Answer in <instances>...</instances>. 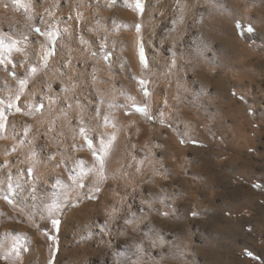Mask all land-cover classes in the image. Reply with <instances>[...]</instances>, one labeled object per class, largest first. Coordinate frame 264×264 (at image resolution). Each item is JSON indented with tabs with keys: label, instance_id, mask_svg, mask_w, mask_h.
I'll use <instances>...</instances> for the list:
<instances>
[{
	"label": "rangeland",
	"instance_id": "obj_1",
	"mask_svg": "<svg viewBox=\"0 0 264 264\" xmlns=\"http://www.w3.org/2000/svg\"><path fill=\"white\" fill-rule=\"evenodd\" d=\"M219 1V10L223 9L219 12L221 21L214 15V5L209 3L210 10L205 18L196 15L188 19L186 31L171 49L164 47L165 22L158 19V13L153 14V20L151 15L150 18L143 16L147 3L152 5L151 0H143L140 13L126 6V13L137 18L136 24V20L130 25L126 22L124 27L112 20L110 14L101 18L104 22H100L89 46L113 75L115 82L111 86L118 87L115 107L121 110L124 106L125 109L124 114L118 112L116 119L123 117L124 123L129 122V125L124 129L116 128L115 124L103 125L98 137L101 140L103 134L106 140L118 130L115 139H124L128 144L126 166L135 165L134 171H138L139 161L133 156L141 158L147 164L144 171L153 180L145 181L141 188L125 178L123 181L130 185L120 191V179L125 171L112 170L114 183L110 191L114 192L115 202L109 200L105 207L100 206L101 193L109 181L105 166L108 154L103 158L101 175L93 153V162L82 164H77L73 155H65L64 147L73 152L75 141L66 145L61 141L59 144L46 143L49 158L44 165L53 168L46 179H32L34 182L30 181L28 188L13 191L12 203L4 198L6 193L2 195L0 185V264H49V261L52 264H264V0ZM97 6L100 12L107 11L102 4ZM94 17L100 18L98 13ZM23 19L22 23H30L33 15L25 13ZM216 22L220 26H216ZM32 24L33 28L45 26L46 30L41 29V32H57L54 48L57 46L61 35L57 24L53 25L49 18ZM137 24L141 25L139 33ZM249 25L253 29L251 32L244 30ZM125 31L136 34L132 54L135 50L138 54L139 39L147 60V67H142L138 54V75L133 74L129 64L122 72L117 69L116 62L111 63L121 52L119 40ZM34 33L45 40V46L48 45L44 35ZM152 46L161 49L166 61L177 59L174 70L168 62L167 71L161 70L162 76H158L156 65L154 69L149 63L147 50L153 53ZM43 48L33 51L34 59L25 60L19 67V80L27 79L23 89L17 82L12 93L0 98L7 104L19 94L17 106L21 109L8 114L6 127L0 132V142L8 136L20 145L29 143L25 134H30L34 120L39 117L40 110L37 111L36 106L42 105V102H29L25 108L20 106L31 84L37 83L43 93H58L61 89L63 80L60 77L69 70L65 62L70 60L71 52L66 51L67 48L59 54L54 51L44 67L40 60ZM169 50L175 51L169 53ZM51 57L57 66V75L54 65H50ZM30 65L37 69L31 76L28 75ZM48 72H53L54 78ZM88 73L85 79L90 82ZM119 78L126 79V90L122 89ZM141 79L147 81V96L139 84ZM58 98V103H64L62 96ZM133 104L146 105L147 114L136 111ZM63 107L66 116L69 112L64 104ZM54 126L59 128L57 122ZM9 127L12 131L6 132ZM115 128L117 130L113 131ZM3 167L0 153V175L6 176L7 169ZM81 171H86L87 177L83 179L85 182L80 180L76 188ZM56 179L68 189L61 192L57 200L52 186L62 187L56 184ZM81 184L84 186L80 187ZM95 188L99 191L94 192ZM48 195L51 200L37 202L39 196ZM244 197L249 202H245ZM67 202L69 211L73 209L74 214L68 219V228L62 235L61 225L65 218L64 213H59V207ZM87 203L99 207L89 212L83 209ZM54 205L59 206L52 215L60 220L58 229L52 228L48 218V209ZM256 205L261 220L254 213ZM13 234L19 235V245L24 249L19 254L12 247L17 243ZM49 235L55 240H49ZM249 252L252 255H248Z\"/></svg>",
	"mask_w": 264,
	"mask_h": 264
},
{
	"label": "bare ground",
	"instance_id": "obj_2",
	"mask_svg": "<svg viewBox=\"0 0 264 264\" xmlns=\"http://www.w3.org/2000/svg\"><path fill=\"white\" fill-rule=\"evenodd\" d=\"M151 1H152V5L148 4L150 2L147 3L143 16L149 17L151 15L150 16L151 18L150 17L149 18L153 20L154 18L153 14L157 12L158 19L165 22V26L163 29V33H164L163 38L166 42V43L164 42V47H166L167 49L176 47L175 46L176 39H180L182 34L186 31L187 29L186 24L188 19H193L196 15L205 18V15L210 10L209 3L214 5L215 17L216 18L219 17L218 20L220 19V17H222L219 12L220 11L222 12L223 9L222 7L220 8L221 10H219L218 8V6L221 5L219 0H215L214 2H211L212 0H151ZM128 3H130V0H128ZM98 4H102V6L107 11L100 12L98 8L100 5L97 6ZM112 4L113 3L110 4V0H20V5H17L14 4L12 0H0V36L4 37V42L6 44L10 43L11 40H15L18 42L17 47L23 49L22 51L13 50L11 52L10 55L11 63H8L7 61H5L4 63H0V98L6 96L5 94L9 95V93H12L14 87L13 85H16L18 80L21 78L19 75V67L21 66V63L27 59L28 60L32 58L34 59L33 57L34 52L36 50H40L45 46L44 45L45 40L38 37V35H36L32 31L34 24V23L32 24L33 21L36 20L42 21L43 18L51 19L53 25L57 24L59 30L61 31V35L58 37L56 41L57 44V46L55 47L56 53L57 54L62 53L65 48L68 49V50L66 49V51L71 52L70 60L68 62H65V65H68L67 68H69V70H67L68 72L66 71L67 72L66 75H62V77H60L62 78L61 81L63 80V82L61 83V89L58 93L55 92L53 93L50 91H46L43 93L42 92L43 90L41 91L40 87L36 85L37 83L31 84L20 101V106L22 108H25L29 102L34 104L38 102H42L43 105L42 109L39 112L38 115L39 117H36L33 125L31 124L32 126L30 128L31 129L30 134L27 135L28 132L27 134H25L26 139L28 140L29 143L28 144L22 143L23 145H20L19 142H16L13 139L11 141V139H9L8 136H6V138L2 142H0V153H2V161L4 165L3 168L7 169V172L5 171L7 173L6 176L0 175V185H1L2 195L6 193V189L8 186L6 187L5 185H9V177H11V182L17 186L15 189L17 191L18 189L23 190L25 188H28L27 184L30 183V181L32 182L33 181L32 179L38 180L41 178H45V179L47 178L46 175H48L49 171L52 170L53 168L51 167V165L48 166L44 165L45 159L49 158L48 156L49 152L47 150L48 147L46 146V143L59 144L60 143L59 141H61L62 143H64V145H66L75 141L74 142L75 144H73L75 145V147L73 148L74 150L73 152H69L66 147H64V151L66 153L65 155L69 157L73 155V160H75V162L79 164V162L81 161L82 162L89 160L92 161L91 159L92 152L89 149V147L85 144V137L80 133L81 127H85L88 130V134L93 142V147L97 149L100 146V138L98 137V132L102 130L103 125L112 124L113 126V124H115L116 128L118 126L121 127V129H124L127 127V125H129V122H126V124L124 123L123 121L124 119H122L123 117L120 119H116L119 114L118 112L120 113L122 112V114H124V109H125L124 106H121V110L120 107L117 108L115 107L117 102H115L114 98L118 96L117 95L118 87L111 86V83L113 85V81H114L113 75L108 73L107 65L103 62L102 59L99 60L95 57L94 48L92 49V47H90L91 45L89 46V44L93 43L92 42V39L94 37L93 35L95 31L98 29L100 22L102 21L104 22V20H102L101 18L106 17L107 14H110L111 17H113L112 20L119 21V24L121 23V25H123L124 27H126V22L129 23L128 25L133 24L135 20H136L135 24L138 22L135 16H131L129 13H126L125 8L127 5L125 4V0H116L114 5ZM25 13L26 14L31 13L33 15L32 22L22 23L25 20L23 19ZM96 13H98L100 18L97 17L98 19H96L94 17ZM53 25L49 26V28L53 27ZM217 25L220 26L219 23H217L216 26ZM41 29L46 30L45 26L41 27ZM219 35H221L220 29H219ZM25 36H27V40L24 39ZM89 41H91V43H89ZM119 41L121 42L119 44V47L121 48L120 50L121 52L118 54V56H116V60L112 58L111 63L116 62V65L118 66L117 69H119V71L122 72L126 71V65L129 64V66L133 69L132 70L133 74L138 75L140 64L138 61L137 50H135V53L132 54L134 47L136 45V34L126 33L125 31L123 32L122 37H120ZM152 48L154 50L153 53H150V50L149 51L147 50L149 63L151 66L154 67V69H155L154 65H156L158 76L159 75L162 76V74L160 73L161 70L167 71L166 67L168 66V62H170V68L174 70L175 60L177 59L174 57L173 59H170V61H166L167 57L166 58L163 57L160 48L153 46ZM96 51L97 49L95 50V52ZM174 51L169 50V53H174ZM5 55H7V53H5ZM0 59H3V57H0ZM50 65L51 66L54 65V60L52 57H51ZM56 68L57 66L55 67L54 65L53 69H55V72L57 70ZM11 71L15 73L13 77L10 76ZM87 73L89 76L91 75V79L88 78V80L91 82L93 79L91 83L85 79ZM50 74H53V72ZM57 74L58 72H56L55 75ZM52 78H54V74ZM121 81H122V86H121L122 89L126 90V79L123 78ZM36 95H38L40 98L36 99L35 98L37 97ZM60 96H62L61 100L64 101V103L57 102L59 100L58 97ZM63 104L65 105V109L67 108L69 112V114L68 115L66 114V116H64V107L62 108ZM97 109H99V113L97 112ZM73 117L74 120H72ZM105 117H107V120L105 119ZM133 118L141 119L139 116H133ZM55 122H57L58 124V126H56L59 127L58 129L54 128ZM14 125H16V123H14ZM116 128L113 131H116L117 130ZM141 130L143 131V129ZM10 131H12L11 127L7 128L6 132H10ZM102 132L103 131H101V133ZM116 133H118V130L117 132H115L114 135H112L115 138H117ZM109 138L110 136L106 138V140H108ZM21 141L22 140H20V142ZM127 145L128 144L124 142V139L113 140L112 148L110 149L107 155V161H106L107 164L105 165L106 172L109 176L108 179L109 181L101 193V198H100L101 201L99 202L100 206L105 207L109 200L111 202H115V197L113 195L114 192L110 191L111 185L112 183H114V177H112L113 175L111 173L112 170H114L116 173H119L123 170L125 171V174L122 175L123 178L121 177L120 179L121 180L120 188H119L120 191H125L126 187L130 185L127 183L126 181L127 179L132 180V182L133 183L135 182V184L137 183L138 186H140L141 188L145 181L148 180L150 181L151 179L147 175L146 170L144 171L147 164L141 158L137 156H133L134 158H136L135 160L139 161L140 169L138 171H134L133 167L135 165L133 167L129 165L126 166L127 157L125 150L127 148ZM33 151L35 152L34 156L32 155ZM29 167L33 168L32 177H28L26 175L27 169ZM126 170H128L129 172L126 173L127 172ZM86 173H87L86 171H81L80 178H78L75 182L76 188H77V183L80 182V180L84 181L83 179L87 177ZM150 174L152 173L150 172ZM125 178H126L125 180L126 184L124 183L125 181H123V179ZM58 180L59 179H56V181ZM152 180L153 179H151V181ZM155 183L156 181L153 182V184ZM60 186L62 187L61 189L56 186L55 187L52 186L55 195L54 197L56 200L58 199L59 195L62 194L61 192L68 190L66 189L67 186H65L64 183H60ZM113 190L115 191L116 189H112V191ZM50 196H52V194ZM39 197L36 199L39 204L43 201L47 202L48 200H51L49 195L43 198L41 196ZM68 204L69 202L59 207V213L60 212L61 214L64 213L63 217L65 218L61 225L62 235H64V233L66 232L65 231L66 228H68L67 227L68 219L72 217L71 216L72 214H74L73 209L72 211H69ZM94 207L97 208L99 206L98 205L91 206V204L87 203L84 205L83 209L92 212V210L95 209ZM113 211L114 210H112L111 213ZM60 255H61V251H60Z\"/></svg>",
	"mask_w": 264,
	"mask_h": 264
},
{
	"label": "snow or ice",
	"instance_id": "obj_3",
	"mask_svg": "<svg viewBox=\"0 0 264 264\" xmlns=\"http://www.w3.org/2000/svg\"><path fill=\"white\" fill-rule=\"evenodd\" d=\"M12 2L14 4H17V5H20V0H12ZM116 0H110V4L111 3H115ZM125 4L127 6H131L133 7L134 11H136L137 13H140L143 11V0H132V2L129 4L128 3V0H125ZM136 27V30L137 32L139 33L140 31V28H141V25L137 24L135 25ZM237 27L240 28L241 25L239 24V22H237ZM248 32H251L253 31L251 25H249L246 29H244ZM32 31L36 32L37 34H40V35H44L49 43L47 46H45L43 48V53L40 57V60L43 64L44 67H47V63H48V59L50 56H52L54 54V51H55V48H54V42L58 36V33L55 32V31H50V32H41V29L39 27H35L32 29ZM10 39V38H9ZM25 40H27V36L24 37ZM83 42V41H82ZM17 44L18 42L15 41V40H11L10 43H5L4 42V37L3 36H0V57H3V59H0V63H4L5 61H7L8 63H11V60H10V55H11V52L13 50H17V51H22L23 49L22 48H18L17 47ZM137 49H138V54H139V59H140V64L142 67H147V60H146V57L144 56V53H143V48H142V45L140 43V40L138 39L137 40ZM5 53H7V55H5ZM105 59L107 60L108 59V56L106 55L105 56ZM37 71V69L34 67V66H29V69H28V75L31 76L33 75L35 72ZM13 75H15V73H12ZM18 83L21 85V89H23V87L27 84V79H22V80H19ZM139 84L142 88V90L144 91L145 93V96L148 95V89H147V81L146 80H139ZM20 99V96L19 94L9 103L5 104L4 101L2 99H0V132H3L5 127H6V124L8 122V119H9V116L8 114L15 111V112H19L21 109L17 106V101H19ZM29 107H31V105H29ZM43 107V105H38L36 106V110L39 111L41 110ZM132 107L142 113V114H147V106L146 105H136V104H133ZM97 112L99 113V109H97ZM105 119L107 120V117H105ZM149 119H151V117H149ZM27 128L25 129V132H27ZM80 133L81 135H83L85 137V144L89 147L90 150H92V153H93V156L96 158L97 160V163L99 164V172L101 173V175L103 174V171H104V157L108 154L109 150L111 149L112 147V143H113V140L115 139L114 136L110 137L108 140H104L103 138V134H101V140H100V146L98 149L94 148L93 147V143H92V139L91 137L89 136L88 134V130L85 128V127H81L80 128ZM24 141H21V143H23ZM183 142V141H181ZM193 143H195V141H193ZM73 147H75V145H73ZM14 150V149H13ZM32 155L34 156L35 155V152L33 151L32 152ZM79 163H83L82 161L79 162ZM69 171H71V169H69ZM26 175L28 177H32L33 176V168L32 167H29L27 169V172H26ZM60 181L58 180L57 181V184H59ZM84 185L81 184L80 187H83ZM16 185H14L12 182H11V177H9V185H8V188L6 189V195H5V199L8 200L9 203H12L13 202V198H12V195L11 193L16 189ZM254 187H258V185H254ZM94 192H98L99 191V188H95L93 189ZM89 198H95V196H90ZM58 205H54L53 207H50L48 209V212H49V219H50V222H51V225H52V228L53 229H58L59 225H60V220L58 218H52V215L54 214L55 211L58 210ZM165 215L167 213H164ZM193 215H195V213H193ZM47 234V233H46ZM5 237L7 236V234H4ZM14 235V239L17 241V243H14L12 245L13 249L15 250V252L17 254H19L20 251H23V247H21L19 245V235L18 234H13ZM49 240H55V237L52 236V235H49L48 236ZM52 251L54 252L55 249H52ZM248 255H252V253H247ZM49 264H52L51 261H49Z\"/></svg>",
	"mask_w": 264,
	"mask_h": 264
},
{
	"label": "crops",
	"instance_id": "obj_4",
	"mask_svg": "<svg viewBox=\"0 0 264 264\" xmlns=\"http://www.w3.org/2000/svg\"><path fill=\"white\" fill-rule=\"evenodd\" d=\"M252 198H253L252 203L254 204V203H255V198H254V196H252ZM247 199H248L247 197H244V198H243V200H244L245 202H249V201H246ZM240 200H241V199H240ZM241 202L243 203L242 200H241ZM254 205H255V204H254ZM257 209H258V208H257V205H256V208L254 209V213L256 214V217H257L259 220H261V216L259 215Z\"/></svg>",
	"mask_w": 264,
	"mask_h": 264
}]
</instances>
